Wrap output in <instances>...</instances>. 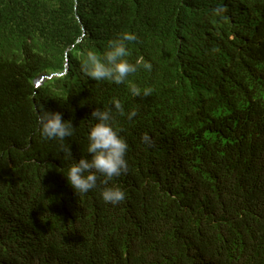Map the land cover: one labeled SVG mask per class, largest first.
<instances>
[{"label": "trees", "instance_id": "obj_1", "mask_svg": "<svg viewBox=\"0 0 264 264\" xmlns=\"http://www.w3.org/2000/svg\"><path fill=\"white\" fill-rule=\"evenodd\" d=\"M125 32L151 70L81 71ZM44 109L72 136L43 138ZM94 109L128 170L77 195L65 175L90 157ZM0 264H264V0H0Z\"/></svg>", "mask_w": 264, "mask_h": 264}, {"label": "clouds", "instance_id": "obj_2", "mask_svg": "<svg viewBox=\"0 0 264 264\" xmlns=\"http://www.w3.org/2000/svg\"><path fill=\"white\" fill-rule=\"evenodd\" d=\"M136 40L134 33L125 32L117 39L109 42L108 48L102 55L93 50H88L81 62V71L89 78L96 81L107 80L116 84L124 83L130 73L137 71V67L142 64L143 68L151 70V63L144 62L142 58L135 64L126 58L130 55L126 42ZM62 72L54 74L60 75L67 70V63ZM53 73L36 77L35 84L38 85L45 79L52 77ZM51 75V76H50ZM50 76V77H48ZM54 76V75H53ZM131 94L136 96L141 94V89L132 85ZM151 88H145L144 95H150ZM114 107L124 114L123 107L119 100H114ZM136 115L132 110L128 113L131 120ZM91 116L95 118L88 133L87 153L89 156H81L79 160L72 157L70 147L66 150L67 155L73 158L74 162L69 166L65 175L69 185L75 193L84 194L101 184L108 185L113 177H118L128 170V163L125 159L127 152V142L113 126L112 114L108 110L94 109ZM38 131L40 135L49 140L64 141L66 137L73 134L74 126L70 120H65L58 111L42 110L37 115ZM146 142L148 136L142 137ZM103 177V179H100ZM102 198L105 202L117 204L125 199V192L119 186H106L101 190Z\"/></svg>", "mask_w": 264, "mask_h": 264}, {"label": "water", "instance_id": "obj_3", "mask_svg": "<svg viewBox=\"0 0 264 264\" xmlns=\"http://www.w3.org/2000/svg\"><path fill=\"white\" fill-rule=\"evenodd\" d=\"M51 75L53 76V75H57V74H54V73H53V74H51ZM51 75H50V76H51ZM50 76H48V77H50Z\"/></svg>", "mask_w": 264, "mask_h": 264}]
</instances>
